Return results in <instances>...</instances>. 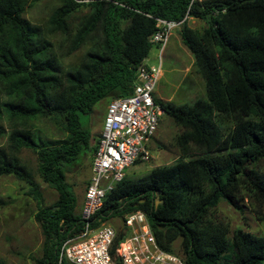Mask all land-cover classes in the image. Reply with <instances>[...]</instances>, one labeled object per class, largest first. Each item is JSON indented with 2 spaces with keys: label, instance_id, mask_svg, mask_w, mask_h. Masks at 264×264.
Segmentation results:
<instances>
[{
  "label": "trees",
  "instance_id": "1",
  "mask_svg": "<svg viewBox=\"0 0 264 264\" xmlns=\"http://www.w3.org/2000/svg\"><path fill=\"white\" fill-rule=\"evenodd\" d=\"M38 1L0 0V138L8 136V147L0 148V176L13 175L41 197L20 157L31 150L39 176L58 193L34 215L44 237L36 264H72L60 259V248L86 220L76 212L66 174L88 150L94 156L101 136L95 139L81 116L101 100L133 92L137 68L155 46L158 18L183 21L181 39L206 99L176 104L155 97L164 113L189 129L181 156L136 179L125 176L91 226L141 210L163 250L174 252L180 239L185 264H264V236L237 228L230 238L229 225L213 217L222 198L237 205L245 193L264 203V0H59L46 28L24 16ZM81 7L90 14L72 33L71 18ZM193 18L205 23L201 31L189 25ZM56 36L62 37L58 48ZM85 45L80 64L65 69L62 58ZM44 121L57 134L43 136L38 122ZM5 204L0 198V207ZM127 232L116 230L114 248Z\"/></svg>",
  "mask_w": 264,
  "mask_h": 264
},
{
  "label": "rangeland",
  "instance_id": "2",
  "mask_svg": "<svg viewBox=\"0 0 264 264\" xmlns=\"http://www.w3.org/2000/svg\"><path fill=\"white\" fill-rule=\"evenodd\" d=\"M59 0H40L28 7L24 13L26 19L36 25L46 28L47 21ZM87 7L78 9L71 18L72 33L89 16ZM189 25L201 31L205 23L193 18ZM61 36L51 37L59 47ZM89 45L70 56L62 58L65 69L77 67ZM59 53H62L58 49ZM149 65H161V73L157 81L154 95L157 99L176 104L193 103L197 98L206 99L205 84L194 64V57L183 43L180 27L174 28L170 33L165 47L160 50L153 46L144 60ZM109 99L101 100L95 105L91 115H82L84 125L91 128L95 139H98L102 130V120ZM8 127L5 120L2 121ZM225 132L232 127L228 121L224 124ZM38 127L43 131V136L51 137L57 134L55 126L50 122H38ZM189 134V129L177 123L172 117L163 113L159 117L157 129L148 143L150 159L137 160L129 167L126 176L132 179L141 177L157 165L173 163L181 156L182 142ZM8 136L0 138V148L8 147ZM188 140V137L185 139ZM188 142V141H186ZM93 139L91 144H93ZM91 153L83 155L77 162L70 166L66 174L68 184L72 187L79 203L76 212L80 213L81 199L85 193L91 175ZM22 161L32 170L36 182L40 184L41 197H34L28 193L29 185L20 181L13 175L0 176V198L6 204L0 207V264H36L35 258L42 255L44 237L41 226L35 219V213L41 203L53 204L58 196L55 188L44 182L37 171V155L31 150H24L20 155ZM264 172V163L261 164ZM237 205L222 198L213 210V217L229 225L231 238L234 229L241 228L257 235L264 236V203H259L242 193ZM116 230L122 227L118 217L106 222ZM174 253L181 256L180 239L175 240Z\"/></svg>",
  "mask_w": 264,
  "mask_h": 264
},
{
  "label": "built area",
  "instance_id": "3",
  "mask_svg": "<svg viewBox=\"0 0 264 264\" xmlns=\"http://www.w3.org/2000/svg\"><path fill=\"white\" fill-rule=\"evenodd\" d=\"M182 23L158 18L151 42L162 50L172 30ZM160 73V64L144 61L137 68L133 92L109 101L81 208L85 228L62 243L60 259L72 264H185L180 255L158 245L147 215L141 210L122 216L123 228L128 232L115 248L116 229L106 223L93 228L90 222L107 195L125 178L127 169L137 160L151 157L148 143L164 113L154 95Z\"/></svg>",
  "mask_w": 264,
  "mask_h": 264
},
{
  "label": "crops",
  "instance_id": "4",
  "mask_svg": "<svg viewBox=\"0 0 264 264\" xmlns=\"http://www.w3.org/2000/svg\"><path fill=\"white\" fill-rule=\"evenodd\" d=\"M153 65V64H152ZM108 103H109V101H108ZM108 103H107V105H108ZM106 108H107V106H106ZM104 113H106V109H105V112ZM104 116H105V114H104ZM104 118V117H103ZM101 126H102V128H103V120H102V123H101ZM101 132H102V130H101ZM92 157V156H91ZM93 158V157H92ZM92 158H91V161H92ZM129 169V168H128ZM128 169H127V171H128ZM77 197V196H76ZM83 198H84V195H83V197H82V199H81V205H80V213L79 214H81V208H82V204H83ZM78 203H79V198L77 197V206H78ZM119 220H120V218H118ZM111 221V220H110ZM121 221V220H120Z\"/></svg>",
  "mask_w": 264,
  "mask_h": 264
},
{
  "label": "water",
  "instance_id": "5",
  "mask_svg": "<svg viewBox=\"0 0 264 264\" xmlns=\"http://www.w3.org/2000/svg\"><path fill=\"white\" fill-rule=\"evenodd\" d=\"M161 202H162L161 200H158V201H157V204H159V203H161ZM119 218H120V220H121V224H122V227H123V225H124L123 218H122V216H119Z\"/></svg>",
  "mask_w": 264,
  "mask_h": 264
}]
</instances>
